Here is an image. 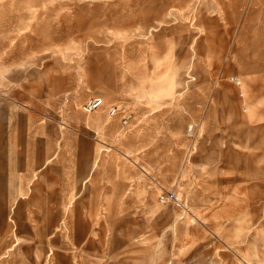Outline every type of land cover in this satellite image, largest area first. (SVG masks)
<instances>
[{
    "label": "rangeland",
    "instance_id": "1",
    "mask_svg": "<svg viewBox=\"0 0 264 264\" xmlns=\"http://www.w3.org/2000/svg\"><path fill=\"white\" fill-rule=\"evenodd\" d=\"M0 5V264H264V0Z\"/></svg>",
    "mask_w": 264,
    "mask_h": 264
},
{
    "label": "built area",
    "instance_id": "2",
    "mask_svg": "<svg viewBox=\"0 0 264 264\" xmlns=\"http://www.w3.org/2000/svg\"><path fill=\"white\" fill-rule=\"evenodd\" d=\"M231 81L235 84H240V80L239 79H235V78H232ZM103 106V100L102 99H99V98H96L92 101H90L89 103H87L84 107H83V111L87 114H91L97 110H99L101 107ZM161 199L166 202V201H175V202H178V199L175 197L174 194H166V195H163L161 197Z\"/></svg>",
    "mask_w": 264,
    "mask_h": 264
},
{
    "label": "crops",
    "instance_id": "3",
    "mask_svg": "<svg viewBox=\"0 0 264 264\" xmlns=\"http://www.w3.org/2000/svg\"><path fill=\"white\" fill-rule=\"evenodd\" d=\"M4 7V5H0V12L2 11V8ZM96 112V111H95ZM86 171H88V169L86 170ZM85 175H84V173L83 174H81L80 175V177H84ZM75 179H73V180H71V183L74 181ZM65 191H69V192H71L72 191V189L70 188H68V187H66V189H65Z\"/></svg>",
    "mask_w": 264,
    "mask_h": 264
},
{
    "label": "bare ground",
    "instance_id": "4",
    "mask_svg": "<svg viewBox=\"0 0 264 264\" xmlns=\"http://www.w3.org/2000/svg\"><path fill=\"white\" fill-rule=\"evenodd\" d=\"M99 99H101V98H99ZM103 100V99H102ZM89 103V102H88ZM103 104H104V100H103ZM82 109H83V107H82ZM177 198V197H176ZM178 198L180 199L181 198V196L178 194ZM178 199V200H179Z\"/></svg>",
    "mask_w": 264,
    "mask_h": 264
}]
</instances>
